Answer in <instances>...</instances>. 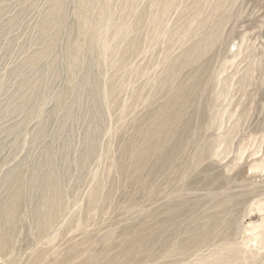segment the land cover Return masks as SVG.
Here are the masks:
<instances>
[{
    "label": "rangeland",
    "instance_id": "obj_1",
    "mask_svg": "<svg viewBox=\"0 0 264 264\" xmlns=\"http://www.w3.org/2000/svg\"><path fill=\"white\" fill-rule=\"evenodd\" d=\"M0 264H264V0H0Z\"/></svg>",
    "mask_w": 264,
    "mask_h": 264
}]
</instances>
